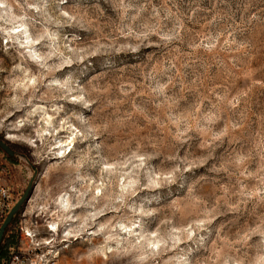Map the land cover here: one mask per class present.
I'll return each mask as SVG.
<instances>
[{
	"label": "rangeland",
	"instance_id": "1",
	"mask_svg": "<svg viewBox=\"0 0 264 264\" xmlns=\"http://www.w3.org/2000/svg\"><path fill=\"white\" fill-rule=\"evenodd\" d=\"M0 5L9 230L51 224L58 264H264V0Z\"/></svg>",
	"mask_w": 264,
	"mask_h": 264
},
{
	"label": "built area",
	"instance_id": "2",
	"mask_svg": "<svg viewBox=\"0 0 264 264\" xmlns=\"http://www.w3.org/2000/svg\"><path fill=\"white\" fill-rule=\"evenodd\" d=\"M9 178L8 168L0 166V226L16 202ZM50 225H45L42 235L35 220L16 223L6 236L13 237L17 244L4 246L0 264H58L59 249L52 243L55 230Z\"/></svg>",
	"mask_w": 264,
	"mask_h": 264
},
{
	"label": "water",
	"instance_id": "3",
	"mask_svg": "<svg viewBox=\"0 0 264 264\" xmlns=\"http://www.w3.org/2000/svg\"><path fill=\"white\" fill-rule=\"evenodd\" d=\"M0 148L4 152H6L7 154L12 155V151L9 148L8 144L2 139H0ZM32 188H33V185L30 182L27 185V187H26L25 191L23 192V194L15 202V204L12 206V208L8 212L7 216L5 217L4 221L2 222V224L0 226V243H1L2 236H3V233H4L5 229H6V227L10 224V222L13 220V218L18 214V212L20 211L21 207L23 206V204L28 199Z\"/></svg>",
	"mask_w": 264,
	"mask_h": 264
},
{
	"label": "bare ground",
	"instance_id": "4",
	"mask_svg": "<svg viewBox=\"0 0 264 264\" xmlns=\"http://www.w3.org/2000/svg\"><path fill=\"white\" fill-rule=\"evenodd\" d=\"M16 29H20V31H16ZM7 34H8V36H12V35H15V34H16V36H18V35L24 34V41H22V43L25 42V45L23 47H25V48H32L34 46L33 45L34 44L33 43V40L32 39H29V37L25 33L24 28L21 27V25L14 26L11 30L7 31ZM28 55L31 56V57H33V54H31V53H28ZM63 146H64V143H62L60 141L56 144V147L59 150V153L61 152V149H62ZM59 153L57 154L58 156L60 155ZM50 226H51V228L53 230H55V228L52 225H50Z\"/></svg>",
	"mask_w": 264,
	"mask_h": 264
},
{
	"label": "trees",
	"instance_id": "5",
	"mask_svg": "<svg viewBox=\"0 0 264 264\" xmlns=\"http://www.w3.org/2000/svg\"><path fill=\"white\" fill-rule=\"evenodd\" d=\"M15 219H16V216L13 218V220L10 222V224L6 227V229H5L4 233H3L2 240H1V243H0V257L3 254L4 246H8V245L12 244L11 241L13 240V237H8L7 238L6 234L9 231V227H11V225L15 222Z\"/></svg>",
	"mask_w": 264,
	"mask_h": 264
},
{
	"label": "snow or ice",
	"instance_id": "6",
	"mask_svg": "<svg viewBox=\"0 0 264 264\" xmlns=\"http://www.w3.org/2000/svg\"><path fill=\"white\" fill-rule=\"evenodd\" d=\"M67 15H68V13L65 12V13H64V16H67ZM16 31H20V29H16ZM37 43H39V41H37Z\"/></svg>",
	"mask_w": 264,
	"mask_h": 264
},
{
	"label": "flooded vegetation",
	"instance_id": "7",
	"mask_svg": "<svg viewBox=\"0 0 264 264\" xmlns=\"http://www.w3.org/2000/svg\"><path fill=\"white\" fill-rule=\"evenodd\" d=\"M10 148V147H9ZM12 151V150H11ZM7 154V153H6ZM12 154H13V151H12ZM9 155V154H8Z\"/></svg>",
	"mask_w": 264,
	"mask_h": 264
}]
</instances>
